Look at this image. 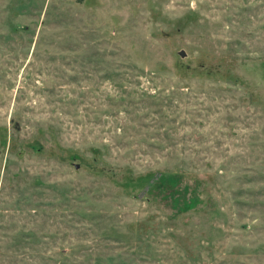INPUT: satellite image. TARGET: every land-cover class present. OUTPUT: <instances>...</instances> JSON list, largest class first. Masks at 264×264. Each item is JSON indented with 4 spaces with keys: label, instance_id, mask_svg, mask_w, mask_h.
Here are the masks:
<instances>
[{
    "label": "rangeland",
    "instance_id": "374dc122",
    "mask_svg": "<svg viewBox=\"0 0 264 264\" xmlns=\"http://www.w3.org/2000/svg\"><path fill=\"white\" fill-rule=\"evenodd\" d=\"M0 264H264V0H0Z\"/></svg>",
    "mask_w": 264,
    "mask_h": 264
},
{
    "label": "water",
    "instance_id": "95a60500",
    "mask_svg": "<svg viewBox=\"0 0 264 264\" xmlns=\"http://www.w3.org/2000/svg\"><path fill=\"white\" fill-rule=\"evenodd\" d=\"M179 53H180V55H183V51H180Z\"/></svg>",
    "mask_w": 264,
    "mask_h": 264
}]
</instances>
